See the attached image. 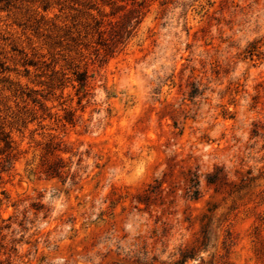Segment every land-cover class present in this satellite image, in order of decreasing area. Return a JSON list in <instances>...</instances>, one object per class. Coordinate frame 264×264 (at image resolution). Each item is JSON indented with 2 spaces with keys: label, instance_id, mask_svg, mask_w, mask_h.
Returning a JSON list of instances; mask_svg holds the SVG:
<instances>
[{
  "label": "rangeland",
  "instance_id": "rangeland-1",
  "mask_svg": "<svg viewBox=\"0 0 264 264\" xmlns=\"http://www.w3.org/2000/svg\"><path fill=\"white\" fill-rule=\"evenodd\" d=\"M3 136L0 264H264V0H0Z\"/></svg>",
  "mask_w": 264,
  "mask_h": 264
},
{
  "label": "trees",
  "instance_id": "trees-1",
  "mask_svg": "<svg viewBox=\"0 0 264 264\" xmlns=\"http://www.w3.org/2000/svg\"><path fill=\"white\" fill-rule=\"evenodd\" d=\"M33 103L40 105V103L37 101H34ZM6 139H7V136H3L2 139H0V141H2L4 143V145L6 147H8V143H7ZM5 164H8V158H6L3 162H0V178H1V174L6 172V170H7ZM55 165H56V167H53ZM53 166L52 165L49 166L47 168V172H51L50 173L51 175L56 176L61 172L60 170L63 168L62 159L58 157L55 160V164H53ZM192 194H194V195L193 196L189 195L190 198L192 197V199H196L198 196V191L195 190L192 192ZM194 256H195V252L193 251V248L189 249V250L181 251L180 252V259L178 261L174 262L173 264H185L187 261L193 260Z\"/></svg>",
  "mask_w": 264,
  "mask_h": 264
}]
</instances>
